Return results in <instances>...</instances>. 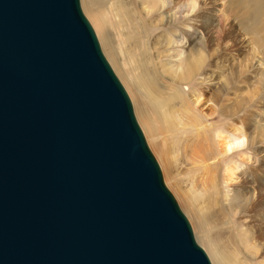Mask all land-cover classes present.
<instances>
[{"label":"water","instance_id":"water-1","mask_svg":"<svg viewBox=\"0 0 264 264\" xmlns=\"http://www.w3.org/2000/svg\"><path fill=\"white\" fill-rule=\"evenodd\" d=\"M0 264H212L81 0H0Z\"/></svg>","mask_w":264,"mask_h":264},{"label":"rangeland","instance_id":"rangeland-1","mask_svg":"<svg viewBox=\"0 0 264 264\" xmlns=\"http://www.w3.org/2000/svg\"><path fill=\"white\" fill-rule=\"evenodd\" d=\"M157 1L81 0V5L105 56L132 100L167 186L212 264L218 263L209 246L211 242L223 252L224 264H264L263 239L254 238L264 222L260 218L264 214V146H261L264 145V0H223L222 4L220 0H207L206 4L201 3L199 15L192 18V31L184 28L190 20L173 19V10L157 7ZM145 5L156 11L147 15ZM100 7L110 21L107 30L121 62L120 69L96 24L94 10ZM203 15L210 18L207 23L198 18ZM182 30L192 37L186 45L177 47L175 39L182 38ZM201 31L206 41L201 38L198 44ZM228 41L232 42L230 46ZM181 50L182 62L177 60ZM196 53L204 55L201 70L190 78H174L179 71L171 66L181 63L184 66L186 59ZM151 67L156 69L154 96L159 100L154 105L158 109L151 107L143 90L145 95L130 83L132 76L141 75L144 69L152 71ZM176 91L180 92L179 97ZM196 91L204 92L205 102L199 106L192 101ZM165 111L172 116L168 122L162 119ZM141 112L151 116V129L142 123ZM209 122L228 131L233 126L247 127V149L210 158L216 140L212 130L203 127ZM254 153L260 157L258 166L249 164ZM229 161L246 168L238 175L250 186L249 194L262 191L263 200L254 210L243 207L249 194L241 187V181L233 186L225 182V165ZM256 167L263 168L261 181L254 175ZM197 192L203 196H197Z\"/></svg>","mask_w":264,"mask_h":264},{"label":"bare ground","instance_id":"bare-ground-1","mask_svg":"<svg viewBox=\"0 0 264 264\" xmlns=\"http://www.w3.org/2000/svg\"><path fill=\"white\" fill-rule=\"evenodd\" d=\"M206 1L207 0H201V3L206 4ZM180 2H181V0H168V3H169L168 9L169 10H173V8L175 7V5L179 4ZM156 3H157L156 4L157 7L163 8L162 6L159 5L158 1ZM158 10H160V9H158ZM94 14H95V17H96L95 20H96L97 27L99 29V32H101V38L104 41V43L106 44V46L109 48V51H110L109 53L111 54L112 59H113L115 65H117V67L120 69L121 62H119L117 53L115 51V48L113 46L111 37H110L109 32L107 30V24L110 23L109 19H106V16H108V15H106L103 12V9L101 7L98 8V9H95L94 10ZM196 15H199V14L197 13ZM205 15H207V14H205ZM205 15H203L202 17L201 16H198V18L204 19L205 20V23H207V21H209L210 18L207 17V16H205ZM172 16L175 17L173 14H172ZM173 19H175V18H173ZM108 21H109V23H108ZM180 35L182 36V38H185L186 37L188 39V41L190 42L192 36L187 35L184 30H182L180 32ZM194 39H196V38H194ZM193 41H195V40H193ZM182 50H181V52H182ZM181 52H178V53L180 54ZM186 60L187 61L185 62V65L184 66L182 65L183 66V70L182 71H179V73L178 72L174 73V78L185 79V78H190L193 75L197 74L201 70V68H202V66L204 64V55L202 53H196L194 56H192L191 58L188 57ZM144 65H146L147 68H150V65H148L147 63H145ZM178 66H180V64L172 65L171 68L172 69H175ZM151 68H152V71H147L146 69H144V72H142L141 75H138L137 77L136 76L135 77L132 76L131 78H133V79H130V81H131L130 83L132 84V86H133V88L135 90L136 89L137 90H140V92L142 94H144L143 93V91H144L147 94V95H145V94L144 95L148 98L149 104L151 105V107L154 108V109H158V107H156L154 105V102L157 101V100H159V99L156 100V97L154 96V95H156V92H157V89H156V83L157 82L155 81V80H157L156 69L154 67H151ZM151 74H154V75L151 77ZM176 93H177V96L179 97L180 92L176 91ZM203 95H204V92H200V91L199 92L196 91V92L193 93V95H192V101H193V103L196 106H199V105L203 104V102H205V99L203 98ZM164 114L165 115L162 117V119L164 120V122H168L171 119L172 116L167 111H165ZM141 115H142L141 116L142 117L141 120L143 121L142 123L151 129L152 128V125H150V122H149L151 120V116L148 114V112H144V114L142 113ZM244 127H243V125L233 126L232 128H230V131L238 130V131H240V132L243 133L244 132ZM246 128L247 127H245V129ZM247 135H248V133H247ZM252 138L253 137H251V139ZM251 139H250V141L252 143V140ZM248 143H249V137H248ZM209 155H210V158H212V159H214V158L217 159V157L220 158L221 156H225L223 143L222 142L215 141V148L212 149V151L210 152ZM207 157H209V156H207ZM237 166H239V165H237ZM262 170H263L262 167H256L255 170H254V175L257 177V180L258 181L259 180L261 181V178L263 177L262 176L263 175ZM236 179H237V176H236V174L233 171L230 170L227 173L225 171L224 180H225V182L228 185H231ZM240 181H241L240 182L241 183L240 184L241 187H243L244 189H246V193L249 194L250 191H251L250 186L246 184V181L244 179H242ZM233 185H235V184H233ZM250 196H251V194H249V196H247V198L245 199V202L243 204L244 205L243 207H245V210L248 209V211L250 209L254 210L257 206L260 205V203L263 200V193H262V191H258L256 198L250 197ZM262 210H263V213H264V209H262ZM260 218H264V214H262ZM253 226H256V225L253 224ZM254 238L256 239V241H258L259 239H263V243L261 245L264 246V222H263V228L257 230V232L254 234ZM210 245H211L210 248L214 252V256H215V259H216L217 263L218 264H224L225 263V256H224L223 252H221L216 247V245L213 242L209 243V246Z\"/></svg>","mask_w":264,"mask_h":264},{"label":"clouds","instance_id":"clouds-1","mask_svg":"<svg viewBox=\"0 0 264 264\" xmlns=\"http://www.w3.org/2000/svg\"><path fill=\"white\" fill-rule=\"evenodd\" d=\"M158 3L165 10L168 9L169 7L168 0H158ZM222 3H223V0H220V4ZM201 9H202L201 0H181V2L175 5V7L173 8V15L175 16V19L177 20H186V21L190 20L191 23L187 27H184V28L188 31H192L193 30L192 23H194L192 18L199 11H201ZM144 11L147 13V15L151 16L156 11V9L145 5ZM178 34L179 32L177 33V35ZM201 38H203L206 41V37L202 31L200 33V39L197 41L198 44ZM175 41H176L177 47L187 44L186 37L181 38L179 40L175 39ZM231 43H232L231 41H228L227 45L230 46ZM254 52H258V50L254 48ZM183 57H184V53L181 52L180 55L177 57V60L182 62ZM182 70H183V66L181 63L180 66L176 68V71H182ZM203 127L206 129H211L214 140H216L217 142L223 143L225 155H231L233 153H242L248 147V135H247L248 132L246 131L244 126H243L244 127L243 133L238 130L228 131L226 128L215 126L210 122L204 125ZM261 146H264V145H261ZM259 161H260V157L254 153L252 159L249 161V164L253 166H258ZM245 169L239 168L236 165L235 161H229L226 163L225 165L226 173L231 170L237 176V179L231 185L237 184L240 182L241 177L238 175V173H240L241 171ZM195 194L197 196H203L202 192H197ZM251 196L256 198L257 193L254 191Z\"/></svg>","mask_w":264,"mask_h":264}]
</instances>
